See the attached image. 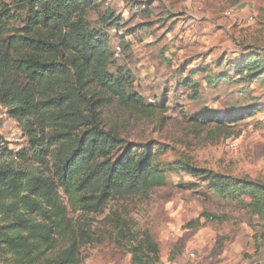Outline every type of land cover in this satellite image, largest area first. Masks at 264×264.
Wrapping results in <instances>:
<instances>
[{
  "label": "trees",
  "instance_id": "trees-1",
  "mask_svg": "<svg viewBox=\"0 0 264 264\" xmlns=\"http://www.w3.org/2000/svg\"><path fill=\"white\" fill-rule=\"evenodd\" d=\"M104 3L0 0V106L29 145L17 153L0 149V257L5 264H83L81 249L99 239L88 218L104 213L113 201L148 197L165 184L156 154L124 148L117 128L102 120L103 111L116 101L143 117L155 113L143 96L128 89L134 82L131 73L111 72L110 34L89 27L87 13L102 11ZM115 16L109 13L107 28H122ZM246 51L251 52L228 67L245 83L263 81L264 54ZM179 72L189 75L180 85L198 95L202 86L193 78L206 69L182 66ZM209 74L206 78L215 85L232 80L228 72ZM252 113L247 108L196 121L214 124L219 132L231 131ZM183 160L174 169L201 183L185 189L206 185L218 199L264 219V182L233 178L197 167L191 158ZM71 214H80L78 228ZM111 217L119 237L136 238L128 213L115 210ZM61 240L66 246L57 251ZM132 253L140 264H160L159 247L149 234Z\"/></svg>",
  "mask_w": 264,
  "mask_h": 264
},
{
  "label": "rangeland",
  "instance_id": "rangeland-1",
  "mask_svg": "<svg viewBox=\"0 0 264 264\" xmlns=\"http://www.w3.org/2000/svg\"><path fill=\"white\" fill-rule=\"evenodd\" d=\"M104 1L102 11L87 13L89 27L99 34H110L114 54L111 72L131 73L134 82L128 89L143 96L155 113L143 117L116 101L103 111L102 120L108 127L117 128L124 148L156 154L165 184L148 197L113 201L104 213L86 219L94 225L99 239L81 249L83 264H140L132 250L145 234L158 245L160 264H242L264 257V219L237 203L218 199L206 185L185 189L184 185L201 183L174 169L188 157L208 171L264 182V79L245 83L227 65L231 60L239 62L246 49L264 54V0H221L222 10L212 19L217 25L232 27L230 31L220 27L206 41L194 38L206 32L201 27L193 36H187V30L157 29L162 22L160 13H156L158 21L150 33L158 39H147L151 35L146 29L125 39L114 30L116 26L107 28L106 18L111 11L117 18H130L134 14L132 5L141 0ZM107 9L110 12L105 14ZM225 9L237 10V17H226ZM251 17L253 21H249ZM136 24L140 26V20ZM117 46L122 48L120 59L115 57ZM218 63L223 67H216ZM182 66L189 70L206 68L212 76L228 72L232 80L215 85L208 82L207 73L199 74L193 79L202 87L198 95H193L192 89L180 85L188 77L183 75L185 69L178 73ZM247 108L253 110L252 115L240 120L231 131L219 132L214 124L202 126L196 121L208 114L225 117ZM5 147L15 153L29 150L18 124L0 106V149ZM115 210L122 215L128 213L135 239L132 235L118 236L111 217ZM71 219L78 228L80 214H71ZM65 246L61 240L57 251ZM191 253L195 259H190ZM0 264H5L1 257Z\"/></svg>",
  "mask_w": 264,
  "mask_h": 264
},
{
  "label": "crops",
  "instance_id": "crops-1",
  "mask_svg": "<svg viewBox=\"0 0 264 264\" xmlns=\"http://www.w3.org/2000/svg\"><path fill=\"white\" fill-rule=\"evenodd\" d=\"M220 5H222L221 0H141L136 5H132V9L134 10L133 16L130 18H125L123 15L118 16L122 28H114V30L118 33L121 32V37L123 38L132 36L133 34L136 36L140 29H146L150 34L151 31L153 32L152 27L158 21L155 20L156 13H160V22H162L157 25V29L166 28V30L168 29L173 32L187 30V36H193L195 33H199L197 30L201 27L206 32L203 36H194V38H196L195 40L206 41V37L215 34L219 31L220 27H222L221 30L228 31L232 27L228 28L227 26L217 25V22L212 19L216 13L218 14L222 10ZM237 14L236 10V15L233 18L237 17ZM137 19L140 20V26L136 24ZM150 35L151 37H147L150 41L158 39V37ZM191 39L193 38L191 37ZM246 52L244 53L246 54ZM231 61L235 62V60ZM183 75L186 76L188 74ZM209 75L212 76L211 74ZM213 76L215 77L216 74Z\"/></svg>",
  "mask_w": 264,
  "mask_h": 264
},
{
  "label": "built area",
  "instance_id": "built-area-1",
  "mask_svg": "<svg viewBox=\"0 0 264 264\" xmlns=\"http://www.w3.org/2000/svg\"><path fill=\"white\" fill-rule=\"evenodd\" d=\"M225 16L228 18H233L236 15V10L235 9H228L225 11ZM249 21H253V18L251 17ZM122 56V48L121 46H117L115 49V57L117 59H120ZM190 259H195L196 255L194 253L189 254ZM242 264H264V257H256L253 259H248L243 261Z\"/></svg>",
  "mask_w": 264,
  "mask_h": 264
}]
</instances>
